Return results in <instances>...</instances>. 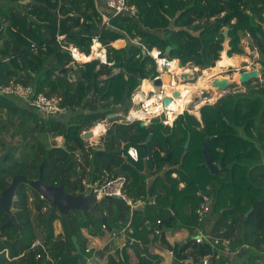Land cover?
Listing matches in <instances>:
<instances>
[{"label": "trees", "instance_id": "trees-1", "mask_svg": "<svg viewBox=\"0 0 264 264\" xmlns=\"http://www.w3.org/2000/svg\"><path fill=\"white\" fill-rule=\"evenodd\" d=\"M128 3L138 8V18L120 15L111 17L106 24L94 0H0V84L20 83L34 88L36 95L62 97L63 106L76 113L68 123H62L18 105L16 98L0 96V156L12 147L4 164H0V196L16 176L38 179L43 164L45 184L58 186L63 177L66 192L76 194L78 190L71 182L77 181L73 178L85 177L86 166H91L95 180L103 182L106 174L112 179L124 175L125 192L136 199L147 201L150 197L156 202L144 211L136 210L130 224L129 237L143 245L146 256L148 246L157 241L173 252L176 264L188 256L193 257L190 264H199L206 256H211V264H233L235 259H240V264H264L263 98H235L230 93L200 110L204 127L196 116L185 112L172 126L164 125L157 117L147 127H141V122L115 124L107 131L102 149L89 147L87 151L81 139L84 131L107 118L110 106H121L126 94L130 102L141 80L158 76L154 58L144 56V51L157 49L162 52L160 57L165 58L164 52L172 47L168 60H179L184 66L192 64L205 71L215 68L226 47L229 57L243 52L241 35L250 33L264 55V0H128ZM33 17L36 20L31 21ZM225 29H229L228 46L223 35ZM58 35L65 36L61 43ZM137 39L140 44L134 42ZM94 40L107 50L109 65L93 60L72 66L60 75L73 62L63 47H76L80 53L75 52V56L84 61L91 55ZM119 40H125L126 47H114ZM116 71L120 73L113 78H104ZM150 128L154 136L147 145V157L143 158L138 145L146 141ZM9 129H13L11 139L20 141L6 142L3 135ZM189 135L191 139L185 148ZM48 137L65 138L66 149L51 147ZM207 138L209 157L220 167L217 173L203 166L206 162L203 145ZM166 140L171 148L169 162L165 160ZM122 145L124 156H119ZM129 147L139 149L138 162L127 157ZM78 151L82 152L86 166L77 157ZM222 162L225 168H221ZM145 168L155 177L150 186L142 173ZM208 187L213 196L211 212L201 223L195 214L201 202L197 193ZM29 191L33 190L22 185L15 197L13 208L19 226L0 229V264H50L44 259L36 260L39 249L30 250L37 239H44L51 246L56 264H77L78 259L73 256L76 247L69 234L68 246L54 242L53 225L60 216L50 209L47 214H39L36 222L32 207L41 211L45 204L35 191V197ZM251 208L253 211L246 216ZM74 216L83 221L79 229L111 226L88 210L85 216L72 212L71 226L82 253ZM5 222L6 217L0 213V228ZM180 222L191 228L194 235L173 247L166 242L164 230L176 232ZM156 225L160 234L155 231ZM39 229L45 231L44 237ZM200 234L219 240L220 244H212L209 238L208 242L194 239ZM224 240L230 242L228 252L222 245ZM127 247L135 248L140 255L134 245ZM126 248L124 258L128 261ZM149 260L150 257L145 260L141 255L137 264H163L160 256L156 263ZM112 261L114 264V257L110 258Z\"/></svg>", "mask_w": 264, "mask_h": 264}, {"label": "crops", "instance_id": "crops-1", "mask_svg": "<svg viewBox=\"0 0 264 264\" xmlns=\"http://www.w3.org/2000/svg\"><path fill=\"white\" fill-rule=\"evenodd\" d=\"M96 6H98L99 10H101L104 7V0H98ZM251 7L252 6H250L248 11H247V13L249 15L251 14ZM260 38L262 39L263 36H260ZM252 39L255 40V42L257 44V48L255 46V42ZM122 41H124V40H122ZM240 48L242 49L243 52H241L240 54H233L232 57H229L227 55V51H228L229 48L226 47L225 51L220 56H221V58H223L224 55H225L228 59H231V60H232L233 57L241 58L243 56L244 58H241V61L243 63L244 70L245 71L258 70L259 71V78L251 80L250 83L246 84V85H241L240 84L239 85L240 87L237 90H234V91L243 90L245 92L244 93V97H252V98L260 97V98L264 99V93L261 90V89H264V86H263V84H264V55L261 53L255 37L253 35H251L250 33H242ZM231 65H233V64H228L227 67H230ZM70 67H72L71 64H70V66H68V68H70ZM219 69H222V68L219 67ZM219 69H217V70H219ZM209 70H214V69H207L205 71H209ZM73 79H75V77ZM258 83L262 84L261 87H259V88L256 87V85ZM229 94H230V92L228 93V95ZM15 100H16L18 105H21L22 107L27 108L23 101H21L19 99H15ZM216 101H215V103H216ZM119 107H121V108H119ZM108 109H110V111H111V113L109 115L115 114V117L110 118V119L107 117L104 121H101V123H98L96 126H94L93 128L89 129V130H94V129L96 130V128L99 125H102L104 127V129H103V131L101 133L97 132V136H96V138H94V140H92L91 142H85L86 143L85 148H86L87 151H89L88 150L89 147H95L96 148V146H98L99 144L104 142L103 140H104V137H106L107 131L111 127L113 128V126L115 124L129 125V124H131V122L127 121L129 119V116L133 115L135 113H138L135 110H130L129 114H126L125 110H124V108H122V106H114L113 105V106H110ZM65 111H69L70 114L73 113L74 115H76V113L71 111L70 109L66 108ZM187 112L191 114L190 111H187ZM139 113H141V112H139ZM59 115H56V116H54L52 118L55 119V120H58L57 117ZM69 116L67 118H65V120H62V121L58 120V121H60L62 123H68L69 122ZM153 118H156V117H153ZM197 119L201 122V126L204 127V124L202 123L201 112H200V116L197 117ZM137 122H140V121H137ZM114 131H115V129H114ZM12 132H13V129H9V132L5 133V135H3L4 139L8 143H9V140H10V133H12ZM103 145H105V144H103ZM122 148H123V145H122ZM122 148H121V150H122ZM76 155H77V157H80V162H83V164H84V159H83V156H82V152L78 151V153H76ZM122 156H124V154ZM263 162H264V159H263ZM84 166H86V165L84 164ZM86 169H87V174L88 175H86L83 178H81L80 176L76 177V178H78L77 182H78L79 178L81 179V181L85 180V179H88V180L92 179L94 181H97V180L94 179L93 174H92L93 168L91 166H86ZM146 172H147V175H145L146 184L148 186H150V185H152L155 177H154V174L151 173V171H146ZM176 175L177 174H174L173 177H176ZM120 177L125 179L124 175H121ZM108 178L112 179L111 176L106 174L104 179H103L104 180L103 182H105ZM182 187H184L183 184H181V188ZM107 203H108V205H104L102 207L99 204L98 210L100 211V213L104 214V216L106 217L107 223H110L111 226H108V228H106V229H104L103 227H102V229H100V226H98V225L96 226L95 225L94 226V230L95 231H92L93 235H91L90 231H86L84 228L79 229L81 227L82 223L80 222L78 216H74L75 217L74 219H75L76 230H78L77 232L79 233L81 238L83 240H86L87 242H91V243L94 241V243L97 245L96 249H91V250L89 249L90 252H87L88 248H86V254L90 256L88 258H87V256H85L86 264H89V263L90 264H92V263H94V264H113V261L110 262V258L114 257V255H116L117 253H119V256L117 258H115L114 264H121L122 263L121 259H123L125 264H137L139 262V260H140V256L141 255L143 256V255H146V254H143L144 253L143 245L140 242L136 241L135 239H132V238L129 237V234L132 232L130 224H131L133 216L131 215L129 208L123 202H121L120 200L108 201ZM118 203L122 204L124 206L123 209H120V207H118L119 206ZM46 205L47 204H45L44 206H46ZM35 209H33V211ZM42 210H43V208H42ZM42 210L41 211H37L36 210L37 213L35 215V219L37 218L36 216H38L39 214H46L47 213V212H43ZM88 211H90V210H88ZM138 211H140V210H138ZM141 211H144V210H141ZM90 212H92V211H90ZM92 213H94V212H92ZM57 215L60 216L59 214H57ZM96 215L98 216V214H96ZM33 216H34V214H33ZM98 218H99V216H98ZM92 220L95 221L94 217H92ZM144 221H148V220L145 219ZM148 223H150V221ZM53 226H54V242H56L57 244L63 243L65 245H67L68 242L64 241V239L67 240L68 229H66L67 226L65 227V225H64V221H63L62 216H60L59 219H57L54 222ZM154 228H155V231H158L157 230L158 229L157 225ZM164 231L166 232V235H165L166 236V242H168L169 244L173 245V247L175 245L184 243V242H186V240L189 239V238L185 237L184 239L181 238V239L175 240L174 236H175L177 231L173 232V229H165ZM39 232H40V229H39ZM128 239H130L131 242L136 241V242H138L140 244V248L142 250V252L140 251L141 252L140 255H139V253L137 252V250L135 248H132V247H127L126 248V246L129 244ZM40 240L46 242L44 239H40ZM116 240H118L117 243H116ZM77 242H78V240H77ZM157 245L161 246V244L157 243V241L156 242L154 241L152 244H150L148 246V249H147V256L151 258V260H149V261L155 262V263H156L157 257L160 256L159 255L160 253L157 250ZM162 247L166 249V245H163ZM125 248H126V256L129 257L128 261H127L126 257L124 258V254H125L124 250H125ZM67 250H69V253H70L69 247H67ZM138 250H140V249H138ZM166 250L168 251L169 257L172 258V261H174V259H173L174 257H172L170 255V251L168 249H166ZM120 252H122V254ZM82 254L85 255L84 252ZM73 255H77V250L75 252H73ZM160 257L162 258V256H160ZM99 258L102 261H100L99 263H95V262L99 261L98 260ZM77 264H82V261L78 259ZM168 264H171V263H168Z\"/></svg>", "mask_w": 264, "mask_h": 264}, {"label": "water", "instance_id": "water-1", "mask_svg": "<svg viewBox=\"0 0 264 264\" xmlns=\"http://www.w3.org/2000/svg\"><path fill=\"white\" fill-rule=\"evenodd\" d=\"M30 20L33 21V18H30ZM197 27H198V24H195L194 28H197ZM223 35L225 37V45L227 46L228 43L230 42L229 29H225L223 32ZM252 40L255 42L254 39ZM255 46L257 48L256 42H255ZM171 50H172V47H168L166 49V51L164 52L165 58H170ZM63 52L65 54L71 55V52L67 49H64ZM143 53H144V56L148 55L146 51H144ZM180 63L183 66L182 62ZM195 69L196 68L189 69L188 71L185 70L181 72L180 74H177V78L179 79L181 84H188V83L196 82L198 80V77H197L198 70H195ZM68 70H69L68 67L64 68L59 72V74L63 75L67 73ZM119 73L120 72L118 71L117 73L109 77H106L105 79L113 78L115 75ZM257 78H259V71L253 70V71H244L240 73L238 76H235L233 79H226V78L225 79L224 78L214 79L212 81L211 88L199 89V90L192 92L189 102H187V108L190 111H194L196 107H198L203 102L204 104H202V106L199 107L200 110L203 107L214 105L215 102L210 103V101L213 99V97L217 95V91L222 92L217 99V101H219L220 99L228 95L229 93L228 90L232 88L234 84L239 83L241 85H246V84H249L251 80H254ZM144 82L145 84H147L149 83V80H145ZM161 85H162L161 80L158 79L154 81L155 87L159 88ZM261 85H262L261 83H258L256 87L259 88L261 87ZM244 93L245 92L243 90H238V91H233L232 95L235 98H239L241 96H244ZM128 98L129 96L126 94L122 101V108H124L126 114H129L130 112V109L128 108ZM163 108L164 110H176V102L169 97H165L163 98ZM113 117H115V114H111L108 116L109 119ZM127 121L131 123L140 121L142 127L149 126L148 122L138 113L130 115ZM96 136H97V132L95 131V129L88 130V131H84L81 134V139L84 142H91L92 140H94V138H96ZM153 136H154V130L150 128V134L148 138L146 139V141L138 145V148L140 149V152L143 158L147 157V145L153 139ZM190 139L191 137L189 135L185 148L188 147ZM61 140H63V143L60 145V148L66 149V141L64 140V138H61ZM209 141L210 139L207 138L203 145V153L206 158V162L203 166H207L212 173H217L220 167L217 165H214L209 157ZM166 146H167L168 155L165 160L166 162H169L171 159V148H170L168 140H166ZM11 149L12 147H9L6 150V152L0 157L1 165L4 164V161L7 155L10 153ZM124 150H125V145H123L122 150L118 154L122 156L124 154ZM44 167H45L44 164L40 167V175L38 179L29 180V178H25L23 176H16L12 180L11 184L2 192L0 196V213L6 217V222L4 225L1 226L0 229L3 231L4 228L9 225H15L17 227L19 226V222L13 212V206H14L15 197H16V194L19 188L22 185H27L30 189L35 191L41 197V199H43L44 201L47 202V204H49L52 214L57 213L60 216H62L63 221L66 223L68 234L70 235L72 242L77 250V255H75V258L81 260L82 264H86V258L82 254L81 248L77 242V237L73 233V229H72L71 221H70V214L72 212H78L82 216H85V211L90 210L94 212L95 214H98L102 222L106 224L107 220L104 219V214L100 213V211L98 210V206L100 202L97 201L94 194H92L90 191H86L80 178L78 180L79 190L76 192V194L66 192L65 190L66 183L63 177H61V183L58 186L45 184L44 183ZM225 167H226L225 164L222 162L221 168H225ZM110 179L111 178H108L106 182H108ZM252 211H253V208H251V210L249 211V213H247L246 216H248ZM194 239L196 240L199 239V236H195ZM128 242L129 244L136 246L142 252L140 248V244L138 242L136 241L131 242L130 239H128ZM204 242H206V240H204ZM144 259L147 260V258L145 257Z\"/></svg>", "mask_w": 264, "mask_h": 264}, {"label": "built area", "instance_id": "built-area-1", "mask_svg": "<svg viewBox=\"0 0 264 264\" xmlns=\"http://www.w3.org/2000/svg\"><path fill=\"white\" fill-rule=\"evenodd\" d=\"M94 1L97 5L98 0H94ZM98 11L102 15L103 20L106 24H109L111 17H117L120 15L129 16L131 18L139 17L138 8L135 5H130L128 3V0H104V7L101 10L98 9ZM33 20H36V17H33ZM263 24H264V15H263ZM57 39L58 42L61 43L65 39V36L58 35ZM96 42L98 41L94 40L95 44ZM134 42L140 44L139 41L137 40H135ZM32 48H35V46H33ZM63 49H67L71 52L73 64L76 62L81 63L80 60L75 56V52L80 53L76 47L70 45L69 47H63ZM143 49H145V47H143ZM93 52H94V44L92 46L91 54H93ZM147 53L148 55L151 54V52H147ZM98 54L102 56H97L96 58H94V60H98L101 64L109 65L107 58V50L103 46L100 47V49L98 50ZM159 54H161V52ZM163 59H167V58H163ZM162 70H163L162 68H159L158 72L161 73ZM158 79L161 80V77L159 75L154 77L153 79L141 80V82H144L145 80H149V83L151 84L150 82L151 80L156 81ZM146 94L148 93L146 92ZM0 96L12 97L22 100L25 103L26 107L38 112L45 119H50L56 115L61 114L66 110V108L63 106L62 97L48 96L45 94L36 95L34 88H32L31 86H24L20 83L11 82L9 84H0ZM126 155L134 162H138L140 159V152L137 147H129ZM82 184L84 185L86 191H90L92 194H94L97 201L100 203H102L103 201L108 202L113 200H120L129 208L132 216L136 210H144L147 206L149 205L154 206L156 204V202L153 199H150L149 201H144L143 199H136L131 195H129L127 192H125L124 188H125L126 180L121 177L110 179L108 182L106 181L99 182V181H94L92 179L89 180L85 179L82 180ZM197 196L200 198L201 202L199 207L196 209L195 214L199 222L205 223L211 212V203L213 200V196L211 194V187H208L206 190L199 191L197 193ZM50 209L51 208L49 204H47L42 211L48 212ZM158 224H160V221H158ZM104 228L106 227L104 226ZM156 233L159 234L160 231L158 230L156 231ZM198 236L199 239L197 240L199 242H204V240L208 242L209 239H211L210 237L204 236L202 234ZM64 241L67 240L64 239ZM210 242H212V244L215 243L220 244L219 240L211 239ZM229 244H230L229 240H224L222 242V245L224 246V250L227 252L229 251ZM34 249H39L40 251V253L36 256V260L44 259L46 262L50 264H56L52 256L50 246L46 242L40 239L35 240L30 247V250H34ZM87 252H90V250L87 249ZM262 253L264 254V250L262 251ZM6 254L8 256L7 251ZM170 255L174 257L173 252H170ZM192 261H193V257L188 256L185 260H182V262L180 263L190 264ZM199 264H211V256H206L202 258Z\"/></svg>", "mask_w": 264, "mask_h": 264}, {"label": "rangeland", "instance_id": "rangeland-1", "mask_svg": "<svg viewBox=\"0 0 264 264\" xmlns=\"http://www.w3.org/2000/svg\"><path fill=\"white\" fill-rule=\"evenodd\" d=\"M248 39V38H247ZM121 40H119V41H117V42H115L113 45H114V47H116V48H124V47H126V41L124 40V43H122L121 42V44L120 43H118V42H120ZM137 41H139L138 39H137ZM98 43V42H97ZM99 44V46L100 47H102V45L100 44V43H98ZM94 45H95V43H94ZM100 49V48H99ZM156 52V54H157V51H155ZM160 52V51H159ZM162 53V52H161ZM150 56H152L151 54H149ZM161 54H159V56H160ZM87 56V55H86ZM154 59H155V63H156V66H157V72H158V70H159V68H162L163 70V72L161 71V73L160 72H158V75L161 77V80H162V86L160 87V88H158V87H155L153 84H154V81H150L151 82V86L154 88V90H152L151 92L149 91V92H147L148 93V95L146 94V92L143 90V88H142V90H139V88L141 87V85H142V83L143 82H139V84H138V86L135 88V90H134V92H133V94L131 95V100H130V102H128V108L130 109V110H135L136 112H138V114H140L147 122H148V124L150 123V120L153 118V117H150V116H154V117H157V118H160V119H162V121H163V123H164V125H165V115L164 114H161V111H160V106H161V108L162 109H164L163 108V100H162V98H163V95H164V88H162V87H164V79H163V76H164V74L167 72V67H162V66H160L159 65V63H158V60L156 59V57H154V56H152ZM241 58H244L243 56L241 57ZM241 58H239V57H233L232 58V61H233V66L231 65V67H226L225 68V70L224 69H222V70H224L225 72L224 73H222V74H220L219 76H216V77H214L213 78V80L214 79H222V78H226V79H233L235 76H238L240 73H242V72H244L245 70H244V67H243V63H242V61H241ZM167 60H168V58H167ZM179 61V60H178ZM80 62L81 63H74L73 64V62L72 63H70L72 66H76V65H78V64H83V63H85V62H83V61H81L80 60ZM184 66V65H183ZM219 67H221L220 66V64L219 65H217V66H215V68H214V70L213 71H218L217 69H219ZM184 68H188V69H194V68H196V67H194V65H192V64H188V65H186V66H184ZM195 70H198V72H197V77H198V79H199V77L200 78H202L203 80L204 79H206L207 78V73H205L206 71H202L200 68H196ZM118 71H116L115 73H117ZM114 73V74H115ZM170 77H172V78H174L175 80H176V82L177 83H179V84H176L175 86H171V87H175V88H178V87H180V86H187L188 84H186V85H183V84H181V82L179 81V79L177 78V76H175V75H170ZM104 78H106V77H104ZM167 78V77H166ZM170 79V78H169ZM169 79H167L166 80V82L165 83H169ZM212 80V81H213ZM198 81V80H197ZM196 81V82H197ZM196 82H192L193 84L194 83H196ZM192 83H190V84H192ZM170 84V83H169ZM189 84V85H190ZM212 85V84H211ZM240 84L238 83V84H235L232 88H230L229 90H228V92H230V93H232L234 90H237L240 86H239ZM210 88V87H209ZM222 92H218L217 91V95H216V98H213L215 101L217 100V98L220 96V94H221ZM153 96H159V99H158V107L157 108H154V107H152L151 108V110L152 111H156V113H151V111H148V110H150V109H146V105H145V103H147V101H148V99L150 98V97H153ZM112 100V99H111ZM110 100V101H111ZM216 102H218V101H216ZM121 106H122V104H121ZM148 106V105H147ZM119 108H121V107H119ZM142 108V109H141ZM200 109H198L197 110V113L195 114V113H191V114H193L194 116H197V117H199L200 116V111H199ZM139 112H141V113H139ZM161 114V115H160ZM70 115V116H69ZM74 114L73 113H71L70 114V112L69 111H64V112H62L57 118H58V120H60V121H62V120H65V118H67L68 116H69V120H70V118H71V116H73ZM109 116V115H108ZM107 116V117H108ZM181 116V115H180ZM179 117V116H178ZM177 117V118H178ZM147 118V119H146ZM168 121V120H167ZM174 123V122H173ZM173 123H172V125H173ZM170 125V124H169ZM172 125H170V126H172ZM142 127V126H141ZM13 134V132L12 133H10V140H9V143H15V142H18V141H20V138H18V139H16V140H12L11 139V135ZM61 138H63V137H56V138H53V137H48V142H49V144H50V146L51 147H60V145L63 143V140H61ZM64 140H65V138H64ZM104 142H102L101 144H99L98 146H96V148L97 149H102L103 147H104ZM204 165V164H203ZM201 166H202V164H201ZM146 168L142 171V173H144L145 175H147V172H146ZM175 178H177V175H176V177ZM77 179L78 178H76V177H74L73 178V181H77ZM72 184H73V186H74V188L76 189V190H79V185H78V183H74V182H71ZM184 185V184H183ZM77 187H78V189H77ZM69 190H71V189H69ZM29 194L30 195H32L33 197H35L36 195H35V192H33V191H29ZM38 196V195H37ZM151 198L149 197V198H147V201H149ZM43 199H41V197L39 198V201L40 202H43V204H47V202L46 201H42ZM119 204V203H118ZM104 205H108V203H107V201H103L102 203H100V206L102 207V206H104ZM118 207H120V209H123V205L122 204H119V206ZM32 209H35L34 207H32ZM35 211V212H34ZM33 212V214H34V219H35V215H36V213H37V211H36V209L34 210ZM13 212H14V208H13ZM47 213H49V212H47ZM46 213V214H47ZM37 218L35 219V221L36 222H38V219L40 218V216H36ZM90 219H92V217H90ZM81 223L83 222V221H80ZM181 224V227L180 228H177V232H176V234H175V236H174V239L175 240H178V239H184L185 237L186 238H190V237H192L193 235H194V232H193V230L191 229V228H189V227H187V225H185V224H183L182 222H180L179 224H178V226ZM176 227H177V224H176ZM86 231H90V233H91V235H93L92 234V231H95L94 230V226H90V227H88V228H84ZM41 232L43 231V230H40ZM198 231V230H197ZM45 231H43L42 232V236L44 237V233ZM89 233V234H90ZM68 235V234H67ZM173 238V237H172ZM118 242V240H116V243ZM81 244H82V246H83V252H84V256H87V258L88 257H90L89 255H87L86 254V248H88V249H96L97 248V245L94 243V241L91 243V242H87L86 240H83L82 238H81ZM156 247V246H155ZM157 250H158V252L160 253L159 255L160 256H162V262H163V264H168V263H173V264H176L174 261H172V258H170L169 257V254H168V251L165 249V248H163L162 246H159V245H157ZM71 253H72V251H71ZM121 253V252H120ZM122 254V253H121ZM239 254V253H238ZM53 256V255H52ZM73 256H75V255H73ZM119 256V253H117L116 255H114V258H117ZM143 258L145 257V258H147V256L146 255H143L142 256ZM170 259V260H169ZM99 261L98 262H95V263H99L100 261H102L100 258L98 259ZM241 263V260L240 259H238V260H234V262H233V264H240ZM90 264V263H89ZM92 264H94V263H92Z\"/></svg>", "mask_w": 264, "mask_h": 264}, {"label": "bare ground", "instance_id": "bare-ground-1", "mask_svg": "<svg viewBox=\"0 0 264 264\" xmlns=\"http://www.w3.org/2000/svg\"><path fill=\"white\" fill-rule=\"evenodd\" d=\"M121 42L123 43V41H120L118 43L121 44ZM99 48H100V46L96 42V44L94 45L93 54H91L89 56V58L84 60L83 62L88 63V62L94 60V58H96L97 56H102V55L98 54ZM155 51H157V50H153L151 52V55L156 57V59L158 60V63H159L160 66L167 67V72L163 76V79H164V95H163V98L169 97V98L173 99L176 102V110H164L160 106L161 114L165 115V121H164L165 124H170V125H172V123L177 119L178 116L183 115L187 111H190L187 108V102H189V99H190V96H191L192 92H194L196 90H199V89H207L208 87L211 88V86H212L211 83H212L213 78L216 77V76H219L222 73H224L225 72L224 70L227 67V65L228 64H232V62H233L231 59H228L224 55V57H226V58H224V57L221 58V60L218 61L216 63V65H215V66H217L218 64H220L221 68L224 69V70L219 69L218 71H213V70L206 71L205 72V73H207L206 74L207 75L206 79L203 80L202 78L199 77L198 81L196 83H194V84L193 83L192 84L188 83L187 86H180L178 88H175V87H171V86H175L176 84H179V83H177L174 78L170 77V75L177 76V74H180L181 72H183L185 70L188 71L189 69L188 68H184L181 65L180 61L179 62L178 61H171V60H167V59L161 58L159 56L160 52L157 51V54H156ZM167 79L170 80L169 81L170 84L169 83H165ZM183 85H186V84H183ZM142 88H143V90L145 92L146 91L149 92V91L154 90V88L151 86L150 83L145 84V82L142 83V85L139 88V90H142ZM213 98H216V96L213 97ZM158 99H159V96H153V97H150L148 99L147 103H145L146 109L147 108L150 109L148 111H151V113H153V114L156 113V111H152L151 108L152 107H154V108L158 107V104H157L158 103ZM213 102H215L214 99H212L210 101V103H213ZM202 104H204V102L201 103L198 107H196V109L194 111H190V112L191 113L193 112V113L196 114L197 110L199 109L200 106H202ZM150 117H154V116H150ZM103 129H104V127L102 125H99L96 128L95 131L98 132V133H101L103 131Z\"/></svg>", "mask_w": 264, "mask_h": 264}, {"label": "flooded vegetation", "instance_id": "flooded-vegetation-1", "mask_svg": "<svg viewBox=\"0 0 264 264\" xmlns=\"http://www.w3.org/2000/svg\"><path fill=\"white\" fill-rule=\"evenodd\" d=\"M160 87H161V86H160ZM160 87H159V88H160ZM77 183H78V182H77Z\"/></svg>", "mask_w": 264, "mask_h": 264}]
</instances>
